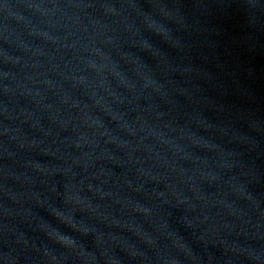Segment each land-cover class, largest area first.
<instances>
[{
	"label": "water",
	"instance_id": "water-1",
	"mask_svg": "<svg viewBox=\"0 0 264 264\" xmlns=\"http://www.w3.org/2000/svg\"><path fill=\"white\" fill-rule=\"evenodd\" d=\"M255 250L264 0H0V256L251 264Z\"/></svg>",
	"mask_w": 264,
	"mask_h": 264
},
{
	"label": "clouds",
	"instance_id": "clouds-1",
	"mask_svg": "<svg viewBox=\"0 0 264 264\" xmlns=\"http://www.w3.org/2000/svg\"><path fill=\"white\" fill-rule=\"evenodd\" d=\"M75 162V161H73ZM7 193H5L6 195ZM247 198V197H245ZM68 202L72 203L70 198H67ZM39 202V201H38ZM54 214L64 223L71 225L74 231L81 232L85 229L81 228L79 224L73 223L71 218H66L64 214L61 211H55ZM45 224L38 223L37 228L44 232V234L47 236V238L52 241L53 243L59 245L60 247H68L71 243H73L76 239L65 235L50 226L46 229L44 227ZM15 243L17 244H23L24 242L21 240H15ZM231 251H234V249H229ZM47 254V253H45ZM247 256L249 261H251V264H264V251L261 250H255L251 252H245L243 253ZM0 264H16L15 258L12 256H0Z\"/></svg>",
	"mask_w": 264,
	"mask_h": 264
}]
</instances>
